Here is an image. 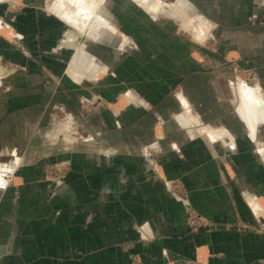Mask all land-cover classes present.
<instances>
[{
	"label": "crops",
	"instance_id": "1",
	"mask_svg": "<svg viewBox=\"0 0 264 264\" xmlns=\"http://www.w3.org/2000/svg\"><path fill=\"white\" fill-rule=\"evenodd\" d=\"M2 1L0 264H264L256 218L264 211V117L253 126L240 115L250 89L234 83L235 68L254 78L264 101V0H186L209 21L210 47L166 33L168 21L143 20L132 0H103L94 54L113 74L98 70L97 82L83 86L64 75L68 23L60 15L69 12L75 25L86 7L12 0L21 5L12 11ZM149 1L154 13L183 16L187 8L185 0L171 9ZM112 28L139 51L124 61L116 49L108 64L101 29L116 37L112 46L125 41ZM82 56L87 69L93 58ZM90 95L113 105L79 118L80 99ZM58 110L94 140L60 154L47 133ZM60 159L72 163L63 185L46 176V165ZM167 181L184 195L170 193ZM188 209L213 227L190 232Z\"/></svg>",
	"mask_w": 264,
	"mask_h": 264
},
{
	"label": "rangeland",
	"instance_id": "2",
	"mask_svg": "<svg viewBox=\"0 0 264 264\" xmlns=\"http://www.w3.org/2000/svg\"><path fill=\"white\" fill-rule=\"evenodd\" d=\"M92 2H84L79 0L80 4L82 7H86V10H83L84 12H80L79 13H75L76 17L77 15H80V19H78L76 21V24L74 25V23H71V15L70 13L66 12V10L63 13H66V15H60L62 16V18L66 21V23H68V28L65 32L66 36L64 37L65 42L64 45H62L61 48L67 49V53H68V59L65 61V68H64V75L65 77H67L68 79L70 78L72 81H75V83L79 86H83V85H88L90 83H96L97 82V72L98 70L100 71V73L104 74L106 76H109L112 73V70L108 67L106 68L104 65L100 64V61H104V59L100 58V61L98 60L97 55H95L94 53L98 52V46H94L95 45V41L93 38L86 36L87 30L88 28L91 26V29H89L91 32H93L94 27L96 26L95 21L98 20L99 14L100 12V7L103 8L104 2L102 0L101 4H99L98 0H91ZM109 5V1L107 0ZM135 5L137 7H141L143 10V14H140V17L147 21L149 20V22L151 21H155V23H159L161 21H168L169 23L172 24V26L170 25L169 28L171 29H167V32H178L180 36L185 37L187 39V41H189L194 47H210L211 46V29L210 27V23L208 20H206L203 17H200L198 15H196L195 13H193L192 11H189L188 8L191 9V5L188 1H186V12H184L183 16H181L180 13H174L171 12L170 15L167 14H163L161 13V8H158L157 12H149L147 9V7L145 8L142 3L139 0H132ZM158 2H161L163 4H165L167 6L166 9H171V8H177L179 6V2L180 0H169V1H162V0H155ZM6 5H8V9L12 10V11H16L19 9V7L21 6L20 4L16 3L15 1H8L6 0ZM59 2L63 3L65 2L64 6H69L70 8H75L77 7L76 4L74 3V1H69V0H49L48 4H58ZM1 3H4V1L1 0ZM79 6V7H81ZM97 9H95V7ZM76 9V8H75ZM82 9V8H81ZM91 9L93 10L91 12ZM104 9V8H103ZM80 10V9H79ZM91 12V13H90ZM90 13V14H89ZM146 13V14H145ZM94 14V16H93ZM70 15V16H68ZM203 19L205 21V23H207L208 28H207V32L204 36L203 33H201L200 35L194 30L195 27H200V20ZM0 20L2 21V19L0 18ZM89 22H88V21ZM85 21L88 22L84 23ZM112 21V19L110 18L108 20V22ZM143 22L144 25H142V28H144V30H147L150 26H148V23ZM113 22V21H112ZM107 23V22H106ZM1 24V23H0ZM110 24V23H109ZM190 24H192L194 27L190 28V30L188 31L187 29H184V26L188 25L190 27ZM112 25V24H110ZM113 26V25H112ZM118 31V30H117ZM101 36L99 37L100 42H102L104 45V49H106V51L103 54V57L105 59L108 60V64L110 63V59H109V53L115 52L114 50L119 49L121 52V58L124 59V61L126 59H129V54L130 51H139V47L137 46H129L128 43H126L127 39L125 38V36L123 34L120 35V32L118 31L117 33H114L115 35H119L120 37H124L123 39L125 40L123 42L122 46H118L119 48H117V45H113L110 44L111 40H113V38H116L113 34H111L112 32H108L106 31V29H103L100 31ZM105 33L107 36H105ZM110 33V34H109ZM144 33V32H143ZM165 33V34H166ZM128 36V35H127ZM105 37V38H104ZM98 38V39H99ZM2 48V47H1ZM0 48V52H3V49ZM88 54L90 55L93 60L90 61L86 60V64H87V69H85L83 62L81 61L84 57L81 55L82 54ZM96 56V57H95ZM120 57V56H119ZM118 57V58H119ZM143 57V56H142ZM79 61H81L80 64ZM84 63V64H85ZM161 63V62H160ZM3 64V65H2ZM107 64V63H105ZM111 64V63H110ZM75 65V67H74ZM80 65V69L78 70V74L79 76L77 78L73 77V75H71L70 71L73 70V68H77V66ZM1 66H4V62L0 60V74L2 73V69ZM109 66V65H108ZM158 65H156V67H158ZM173 66V70L177 68L176 63H172ZM106 68V72H104V69ZM161 67V66H159ZM5 68V67H4ZM102 68V69H101ZM77 71V69H76ZM101 74V75H102ZM127 80V78L124 79V84L126 83L125 81ZM246 81V82H241V81ZM254 78L253 77H246V74H244L243 72H239L236 71L234 68V83L235 85L238 84V89L239 91L242 90L243 92H245L244 90H248L250 89V93H245L246 94V98L241 96V103L239 106V112L241 116H244L242 113H244V110H246L247 108L244 106V103H247V105L250 106H254L256 109V114H254V118H256L258 120V122L263 121L262 117H264V101L262 100V98H260L259 94H258V90L254 91L252 87H255V82L253 81ZM245 83H250L251 86H248ZM128 87L130 86L129 83ZM175 89H173V92L175 93L174 95L176 97H178V88L174 87ZM249 91V90H248ZM252 91V92H251ZM241 94V93H240ZM132 96L130 95V92L128 93H124V98L130 99ZM255 101L258 104L259 101V106H257V104L255 103ZM80 103L82 105V113L79 116V118H82L83 115H88V114H92V113H96L98 112V110L101 109H105V108H109L112 104V102L104 99L103 96L100 95H90L89 97H85L82 96L80 99ZM135 105H140V106H144L145 103L143 101H140L138 99H136L135 101L132 102ZM256 104V105H255ZM256 115V116H255ZM51 121H52V125H50L49 131L47 132L48 135V139H51L53 142H55L57 144L58 150L60 152V154H66V152L68 151H72L76 148H79L81 146H83L84 144H88L89 142H92L94 140L93 136L90 137V135L85 134L82 130V127L80 126L78 120H70L66 117L65 113L62 112L61 110L58 111H54V113L52 114L51 117ZM119 126V125H118ZM51 133V135H50ZM154 155V154H153ZM153 155L148 157L145 153H144V160L148 163H150L151 161H153ZM150 161V162H149ZM150 165V164H149ZM52 169L53 174L50 175V173L48 174V172H50ZM57 169V171H55ZM72 170V163L70 160L68 159H60L59 161H55L52 163H49L46 165V176L47 179H49L50 181H54L57 182L59 185H63L68 177V175L70 174ZM50 175V176H49ZM53 176V180L48 178V177H52ZM56 179V180H55ZM169 186V192L172 193L173 195H175V197H179V195L181 194V196L184 195V190L182 188L181 191L178 190L177 185L178 182L176 181H167L166 182ZM179 185V184H178ZM194 210V209H193ZM195 211V210H194ZM187 215V212H186ZM186 221V218H185ZM186 224V223H185ZM187 227V226H186ZM189 230V229H188ZM193 233V232H192ZM133 262H136V257H133Z\"/></svg>",
	"mask_w": 264,
	"mask_h": 264
},
{
	"label": "built area",
	"instance_id": "3",
	"mask_svg": "<svg viewBox=\"0 0 264 264\" xmlns=\"http://www.w3.org/2000/svg\"><path fill=\"white\" fill-rule=\"evenodd\" d=\"M55 171H57V169ZM49 173H50V175L53 174L52 169H51L50 172H48V174ZM48 178H50L52 180L54 179L53 176L52 177H48ZM175 186H177L179 191L182 190V187L180 185L177 184ZM179 197H182L181 194L179 195ZM256 218H257V221L259 223V226L257 228V232L264 233V211L258 210V212L256 213ZM185 223H186V226L189 229V231L193 232V233H197L199 231L210 229V228L213 227V225L210 222L206 221L203 217H201L193 209H188L187 210Z\"/></svg>",
	"mask_w": 264,
	"mask_h": 264
},
{
	"label": "bare ground",
	"instance_id": "4",
	"mask_svg": "<svg viewBox=\"0 0 264 264\" xmlns=\"http://www.w3.org/2000/svg\"><path fill=\"white\" fill-rule=\"evenodd\" d=\"M141 3H142V5L144 6V7H149L150 9H156L157 8V4H153V2L152 1H149V0H139ZM101 21L102 22H104L102 19H101ZM104 24V23H103ZM194 26L192 25V24H190V27L187 25H185L184 26V29H187L188 31L190 30V28H193ZM89 29H91V26L88 28V30H87V33H86V36H88V37H96L97 35H95V33L94 32H91ZM194 29V28H193ZM102 30V29H101ZM113 32H118V31H116L114 28H112L111 29ZM195 31H196V33H197V36H198V34L200 35L201 33H203L204 34V36H205V34H206V32H207V28L206 27H204V24L203 25H201L200 24V27H195V29H194ZM121 35V34H120ZM256 105V104H255ZM257 106H259V104L257 105ZM246 118H248L249 119V121H250V123L253 125L254 124V122H253V120L255 119V120H257L256 118H254V114H256V109H255V107L254 106H251V107H247V109L246 110H244V113H242ZM256 116V115H255ZM264 119V118H263ZM254 126V125H253Z\"/></svg>",
	"mask_w": 264,
	"mask_h": 264
}]
</instances>
